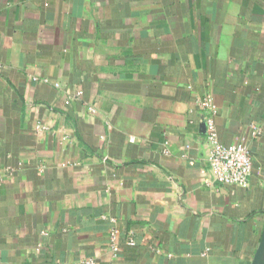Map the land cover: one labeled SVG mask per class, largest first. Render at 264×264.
Wrapping results in <instances>:
<instances>
[{
    "label": "crops",
    "instance_id": "0c3cea01",
    "mask_svg": "<svg viewBox=\"0 0 264 264\" xmlns=\"http://www.w3.org/2000/svg\"><path fill=\"white\" fill-rule=\"evenodd\" d=\"M263 230L264 0H0V264H252Z\"/></svg>",
    "mask_w": 264,
    "mask_h": 264
},
{
    "label": "built area",
    "instance_id": "2783aa9c",
    "mask_svg": "<svg viewBox=\"0 0 264 264\" xmlns=\"http://www.w3.org/2000/svg\"><path fill=\"white\" fill-rule=\"evenodd\" d=\"M202 105L207 137L212 148L209 158L210 168L215 173L216 179L224 184L247 185L253 168V156L248 143L249 137L243 136L229 145L221 143L214 118L216 106L212 94H208L203 98ZM252 128L251 137L258 133L257 127L253 125ZM112 235L114 239L115 232ZM114 249L118 250V247L114 245ZM83 264H96V262L86 260Z\"/></svg>",
    "mask_w": 264,
    "mask_h": 264
},
{
    "label": "water",
    "instance_id": "95a60500",
    "mask_svg": "<svg viewBox=\"0 0 264 264\" xmlns=\"http://www.w3.org/2000/svg\"><path fill=\"white\" fill-rule=\"evenodd\" d=\"M252 264H264V230L258 248L254 254Z\"/></svg>",
    "mask_w": 264,
    "mask_h": 264
}]
</instances>
